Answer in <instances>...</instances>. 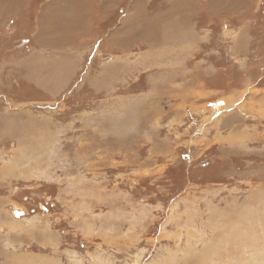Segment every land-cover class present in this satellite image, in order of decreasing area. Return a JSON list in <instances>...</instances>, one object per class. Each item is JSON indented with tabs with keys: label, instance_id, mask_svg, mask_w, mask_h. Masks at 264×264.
I'll list each match as a JSON object with an SVG mask.
<instances>
[{
	"label": "rangeland",
	"instance_id": "374dc122",
	"mask_svg": "<svg viewBox=\"0 0 264 264\" xmlns=\"http://www.w3.org/2000/svg\"><path fill=\"white\" fill-rule=\"evenodd\" d=\"M0 264H264V0H0Z\"/></svg>",
	"mask_w": 264,
	"mask_h": 264
},
{
	"label": "water",
	"instance_id": "95a60500",
	"mask_svg": "<svg viewBox=\"0 0 264 264\" xmlns=\"http://www.w3.org/2000/svg\"><path fill=\"white\" fill-rule=\"evenodd\" d=\"M22 214H24V213H22ZM20 212L19 213H15V215L18 217V216H20V215H22Z\"/></svg>",
	"mask_w": 264,
	"mask_h": 264
}]
</instances>
